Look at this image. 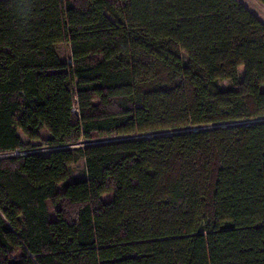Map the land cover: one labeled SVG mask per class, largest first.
<instances>
[{"label":"trees","instance_id":"obj_1","mask_svg":"<svg viewBox=\"0 0 264 264\" xmlns=\"http://www.w3.org/2000/svg\"><path fill=\"white\" fill-rule=\"evenodd\" d=\"M0 155V264H264V23L0 0Z\"/></svg>","mask_w":264,"mask_h":264},{"label":"rangeland","instance_id":"obj_2","mask_svg":"<svg viewBox=\"0 0 264 264\" xmlns=\"http://www.w3.org/2000/svg\"><path fill=\"white\" fill-rule=\"evenodd\" d=\"M237 1L242 3L252 14H254L259 20H261L264 23V5L259 0H237ZM56 50L63 61H66L67 63L70 62V48L67 43L57 44ZM222 85L226 86L228 85V82L224 81L222 82ZM19 133L22 139L24 141H27L26 136L23 135L20 131ZM86 143L87 141L85 139H80L73 145H69V146L72 148H79L84 146ZM36 150L42 153L47 152L46 147L36 148ZM85 176H86L85 161L83 156L79 155L77 161L71 167L70 180L83 179L85 178ZM108 197H109L108 195H105L104 199H107Z\"/></svg>","mask_w":264,"mask_h":264},{"label":"water","instance_id":"obj_3","mask_svg":"<svg viewBox=\"0 0 264 264\" xmlns=\"http://www.w3.org/2000/svg\"><path fill=\"white\" fill-rule=\"evenodd\" d=\"M224 126V125H223Z\"/></svg>","mask_w":264,"mask_h":264}]
</instances>
